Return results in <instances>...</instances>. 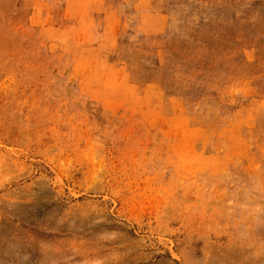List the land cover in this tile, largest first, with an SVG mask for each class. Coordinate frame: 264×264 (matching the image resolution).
Returning a JSON list of instances; mask_svg holds the SVG:
<instances>
[{
    "label": "rangeland",
    "instance_id": "374dc122",
    "mask_svg": "<svg viewBox=\"0 0 264 264\" xmlns=\"http://www.w3.org/2000/svg\"><path fill=\"white\" fill-rule=\"evenodd\" d=\"M225 263L264 264V0H0V264Z\"/></svg>",
    "mask_w": 264,
    "mask_h": 264
},
{
    "label": "bare ground",
    "instance_id": "6f19581e",
    "mask_svg": "<svg viewBox=\"0 0 264 264\" xmlns=\"http://www.w3.org/2000/svg\"><path fill=\"white\" fill-rule=\"evenodd\" d=\"M231 252H232V251H231ZM234 253H235V252H234ZM228 255H229V254H228ZM226 256H227V255H226ZM226 256H225V257H226ZM239 257H240V256H239ZM237 259H238V258H237ZM228 262H229V261H228ZM233 262H235V261H233ZM235 263H238V262H235ZM225 264H226V263H225ZM229 264H230V263H229ZM240 264H241V263H240Z\"/></svg>",
    "mask_w": 264,
    "mask_h": 264
}]
</instances>
